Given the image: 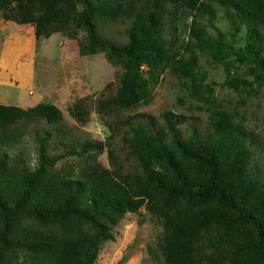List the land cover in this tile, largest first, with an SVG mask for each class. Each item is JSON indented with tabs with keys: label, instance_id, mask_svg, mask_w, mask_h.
<instances>
[{
	"label": "trees",
	"instance_id": "trees-1",
	"mask_svg": "<svg viewBox=\"0 0 264 264\" xmlns=\"http://www.w3.org/2000/svg\"><path fill=\"white\" fill-rule=\"evenodd\" d=\"M0 14L34 26L38 40L83 32L80 55L104 53L121 68L114 93L69 108L79 126L97 110L110 130L103 143L75 136L54 103L0 104V264H96L123 217L142 208L163 228L151 253L164 264H264L263 146L245 114L215 97L217 85L264 86V0H0ZM111 23L126 25L125 43L101 34ZM202 57L224 67V82L208 81ZM165 73L202 104L205 127L129 113L153 102ZM29 134L34 164L22 147ZM67 157L80 162L59 167Z\"/></svg>",
	"mask_w": 264,
	"mask_h": 264
},
{
	"label": "rangeland",
	"instance_id": "rangeland-1",
	"mask_svg": "<svg viewBox=\"0 0 264 264\" xmlns=\"http://www.w3.org/2000/svg\"><path fill=\"white\" fill-rule=\"evenodd\" d=\"M217 25L225 31L229 29V23L221 9L218 12ZM32 28H34L32 25L5 21L0 14V60H2L0 69L2 74L8 72L5 80L11 81L8 85L0 86L1 93L6 98L5 102L15 105L20 98L23 106H31L36 102L54 103L64 113L66 122L77 127L75 136L82 141L105 142L110 130L105 119L95 108L85 126L76 124L70 117L69 108L75 101L84 97H92L93 102L98 100L104 90H107L106 95L114 93L121 68L113 66L104 53L80 55L79 40L84 39L83 32L76 39H71L63 33H55L50 38L38 40L35 36L33 38ZM125 30L126 25L122 23L100 27L104 37L119 44L126 42ZM210 31L215 34L214 29L210 28ZM21 38L24 43L19 41ZM26 45L31 48L27 55L24 54ZM201 64L209 74V82L222 83L226 80V72L222 65L214 64L204 57ZM215 97L225 107L245 114L248 129L259 134L258 138L263 148L258 153L264 161V86L257 93L249 94L246 91H236L217 85ZM201 105L189 96L181 80L165 73L154 91L153 102L129 113L161 116L166 112H173L189 117L187 124L194 121L205 127L208 113ZM187 124L181 127L185 129ZM39 126L43 128L44 124L40 123ZM36 128L31 129L33 135ZM22 147L34 164L36 143L31 134L24 139ZM51 153L54 154L56 151L51 149ZM122 157L123 159L126 157L125 151ZM100 161L107 167L112 166L106 149L100 156ZM79 162L77 157H67L58 165L77 166ZM131 164L129 160L126 165L130 167ZM113 232L115 240L104 243L96 264H164L163 258L154 259L151 253V250L156 252L158 250L163 228L145 208L137 213H127Z\"/></svg>",
	"mask_w": 264,
	"mask_h": 264
},
{
	"label": "crops",
	"instance_id": "crops-1",
	"mask_svg": "<svg viewBox=\"0 0 264 264\" xmlns=\"http://www.w3.org/2000/svg\"><path fill=\"white\" fill-rule=\"evenodd\" d=\"M13 25H14V24H13ZM13 25H12V26H13ZM33 27H34V26H33ZM32 29H33L32 36H33V38H34V36H35V28H32ZM33 34H34V35H33ZM35 37H36V36H35ZM19 41H20L21 43H24V42H23V38L19 39ZM28 43L30 44V41H29ZM30 49H31L30 46L26 45V47H25V51H24V54L27 55V54L30 52ZM1 61H2V60H0V64H1ZM0 74H1V75H0V86L8 85V84L11 82V81L9 82V81L5 80V79H6V76H7V74H8V72H5L4 74H2V73H1V69H0ZM30 93H32V91H31ZM5 101H6V98H5V96L1 93V89H0V104L13 105V104H11V103L8 104V102H5ZM38 103H40V102H36V103L32 104L31 106H23V105L21 104V100H20V98H19L18 101H17V104H15V105L27 109V108H30V107H33V106L37 105Z\"/></svg>",
	"mask_w": 264,
	"mask_h": 264
}]
</instances>
